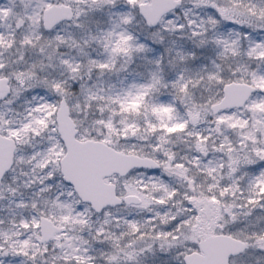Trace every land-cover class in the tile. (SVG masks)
<instances>
[{"label": "snow or ice", "instance_id": "1", "mask_svg": "<svg viewBox=\"0 0 264 264\" xmlns=\"http://www.w3.org/2000/svg\"><path fill=\"white\" fill-rule=\"evenodd\" d=\"M0 264H264V0H0Z\"/></svg>", "mask_w": 264, "mask_h": 264}]
</instances>
